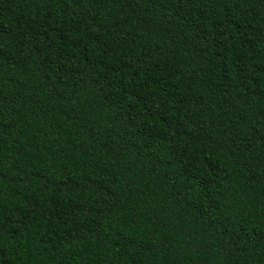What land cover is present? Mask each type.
Listing matches in <instances>:
<instances>
[{"label":"trees","instance_id":"obj_1","mask_svg":"<svg viewBox=\"0 0 264 264\" xmlns=\"http://www.w3.org/2000/svg\"><path fill=\"white\" fill-rule=\"evenodd\" d=\"M0 264H264V0H0Z\"/></svg>","mask_w":264,"mask_h":264}]
</instances>
